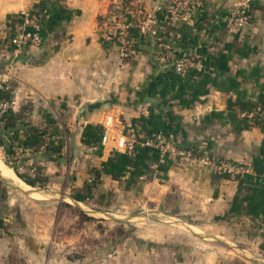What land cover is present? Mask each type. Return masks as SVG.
Wrapping results in <instances>:
<instances>
[{"label": "crops", "instance_id": "obj_1", "mask_svg": "<svg viewBox=\"0 0 264 264\" xmlns=\"http://www.w3.org/2000/svg\"><path fill=\"white\" fill-rule=\"evenodd\" d=\"M168 1L125 2L127 22L155 21L122 56L101 37L114 0H0L15 101L0 121V264H264V119L242 116L264 109V0H205L173 19ZM235 8L251 20L230 30ZM29 17L41 42L14 49ZM161 44L202 69L174 75ZM156 131L190 158L125 152Z\"/></svg>", "mask_w": 264, "mask_h": 264}, {"label": "built area", "instance_id": "obj_2", "mask_svg": "<svg viewBox=\"0 0 264 264\" xmlns=\"http://www.w3.org/2000/svg\"><path fill=\"white\" fill-rule=\"evenodd\" d=\"M127 0H114V9L111 18L103 24L101 37L105 42H120L122 50L121 55L125 56L130 51V43L128 41L131 36V31L134 28L145 29L146 22H154L155 15L146 14V22H127L126 16L131 13L127 11L124 4ZM205 0H169L164 8L165 16L168 19H173L179 14L188 12L191 6L201 5ZM137 17V16H136ZM250 12L244 8H235L226 16V27L228 29L238 28L242 29L249 24ZM40 23L33 17L25 19L20 25L14 27V34L9 39V45L14 49H21L26 46H38L41 42L40 38ZM162 51L165 58H172V72L180 78H187L190 73L195 70H201V63L190 62L183 52L176 55L170 46L161 44ZM264 94V87H263ZM15 101L10 96V88L8 75L0 73V121H2L8 111L14 106ZM248 121H255L258 118L264 119V109L256 106L248 113L242 115ZM106 136L103 135L102 140ZM140 143V144H139ZM136 145H143L158 151L159 156L163 157L166 154L177 156L180 159L188 160L190 157L185 151L169 147L165 142V136L161 131H156L150 136L145 137L141 142L136 140H129L124 143V150L128 155H132ZM21 158V151L18 149L13 150L11 160L17 161ZM208 162V161H206ZM220 166L230 174H241L244 168L240 165L220 163Z\"/></svg>", "mask_w": 264, "mask_h": 264}, {"label": "bare ground", "instance_id": "obj_3", "mask_svg": "<svg viewBox=\"0 0 264 264\" xmlns=\"http://www.w3.org/2000/svg\"><path fill=\"white\" fill-rule=\"evenodd\" d=\"M0 174L4 176H10L9 170L0 162Z\"/></svg>", "mask_w": 264, "mask_h": 264}, {"label": "trees", "instance_id": "obj_4", "mask_svg": "<svg viewBox=\"0 0 264 264\" xmlns=\"http://www.w3.org/2000/svg\"><path fill=\"white\" fill-rule=\"evenodd\" d=\"M249 12H250V11H249ZM250 18H251V12H250ZM250 20H251V19H250ZM249 23H250V21H249ZM7 140H8V142H9L10 144L13 143L12 138H11L10 136L7 138ZM12 154H13V151L10 150L9 155H12Z\"/></svg>", "mask_w": 264, "mask_h": 264}]
</instances>
